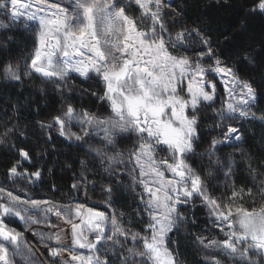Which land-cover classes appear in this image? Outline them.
Wrapping results in <instances>:
<instances>
[{"label": "snow or ice", "instance_id": "obj_1", "mask_svg": "<svg viewBox=\"0 0 264 264\" xmlns=\"http://www.w3.org/2000/svg\"><path fill=\"white\" fill-rule=\"evenodd\" d=\"M132 6L138 15L129 14ZM186 7L177 0H0V53L7 54L0 58V79L36 77L42 97L51 87L60 98L43 118L21 123L17 115L0 123V144L18 156L8 179L34 184L42 177L40 168H23L32 153L15 143L28 141L30 131L45 143L54 133L62 139L38 156L83 153L72 189L87 194L89 185L95 187L85 175L93 169L107 179L100 186L103 203L95 207L0 187V264H184L178 248L170 247L171 234L196 225L195 216L181 209L194 210L197 201L211 230L222 234L191 233L193 246L205 253L203 264H264V160L243 147L241 131L248 123L264 126V89L258 86L264 85V56L251 43L223 51L209 22L189 20ZM241 7L246 18L264 17V0ZM244 30L242 20L237 31ZM17 33L34 35L22 62L10 54ZM224 43L231 45L232 37ZM75 79L96 83L78 88ZM77 92L106 105L108 114L78 107L72 102ZM12 107L26 110L21 103ZM40 111L38 104L32 109L37 116ZM240 165L250 187L236 183ZM220 177L223 184L213 185ZM220 187L225 193L214 195ZM123 193L132 198L129 212L113 207ZM245 198L262 202L249 208ZM9 218L34 226L48 256L9 227Z\"/></svg>", "mask_w": 264, "mask_h": 264}, {"label": "trees", "instance_id": "obj_2", "mask_svg": "<svg viewBox=\"0 0 264 264\" xmlns=\"http://www.w3.org/2000/svg\"><path fill=\"white\" fill-rule=\"evenodd\" d=\"M178 3L186 4V16L189 20L196 17H201L209 22L213 34L217 37L221 43V49L225 52L241 43H251L252 47L257 50V53L264 56V17H245L241 5L248 6V0H227L225 4L224 0H220V3H216L215 0H177ZM129 13L131 15H138V9L132 6ZM244 21L246 30L237 31L240 22ZM225 37H232V44L228 45L224 43ZM16 43L12 45L11 55L15 58L23 60V57L32 52L34 47L33 35L29 33H17L15 35ZM5 53H0V58H3ZM255 79L259 82L260 72L259 69L254 74ZM78 88H89L90 85H94L96 81L84 82L81 79H76L74 82ZM41 81L34 77L33 80H25L23 83L6 82L0 79V123L6 122L10 117L20 116L21 123L29 120L40 119L51 113L60 103L58 94L54 93L51 87L47 88L44 96L40 93ZM261 89H264V85L258 84ZM94 90V89H93ZM34 101V104H29L27 101ZM72 102L78 107H85L91 111L97 108H103V104L97 101L91 96H80L74 94L72 96ZM21 103L26 105V110L16 113L13 110V105ZM40 105V115H34L32 109L35 105ZM47 105V106H45ZM261 108H264V95H261L260 104ZM108 111L107 106L104 107ZM259 114V113H258ZM210 121H204L209 123ZM2 131V128H0ZM245 136V143L243 147L251 152V154L257 158V160H264V143H261V137L264 136V126L258 124L248 123L241 129ZM215 134V133H213ZM17 147H24L32 153V163L25 162L23 168H27L29 171H35L37 168L42 170V177L34 184L17 180L16 185H24L26 189L36 196L50 197L59 200H80L84 203H88L89 199L82 192H77L72 189L71 185L77 183L80 180V164L79 160L84 158L83 153L79 156L75 151L68 152L67 149L62 152L48 151L43 155H36L41 152L42 149H51L55 144L57 147L61 146L62 139L53 134L52 141L45 143L43 138L37 139L36 136L29 133V140H16ZM232 149L223 148L222 152H230ZM18 156L13 151L9 150L7 145L0 144V183L6 185H12L6 171L10 166V163L17 159ZM195 166L199 161L194 159L191 161ZM70 166V167H69ZM89 182L95 181L97 190L94 191L91 185L87 188V193L91 194V200L103 202L104 196L101 193V185L107 183V179L103 177L102 172L99 169H93L92 174L85 173ZM223 177H220L219 181H213V185L216 183L223 184ZM127 182V181H125ZM236 183L238 186L250 187V179L247 173L244 171L243 165H240L237 170ZM18 184V185H19ZM225 193L223 187L216 188L214 195H220ZM90 198V197H89ZM132 198L130 195L123 193L119 196L117 203L113 207L122 211L129 212L131 209L128 207L131 204ZM260 201L257 198L256 205H253L251 201L245 198L244 206L253 207L259 206ZM197 207L193 210L191 207L181 211L186 212L189 217L195 216L196 225L191 226L186 232L171 234L170 247L178 248L180 259L184 264H203L204 253L199 251L193 246V239L191 233L203 234L205 236H215V231H212L208 225V217L206 215V209L199 206L197 201ZM135 205H133L134 207ZM133 227H139L133 225ZM205 227H209V231H202Z\"/></svg>", "mask_w": 264, "mask_h": 264}, {"label": "rangeland", "instance_id": "obj_3", "mask_svg": "<svg viewBox=\"0 0 264 264\" xmlns=\"http://www.w3.org/2000/svg\"><path fill=\"white\" fill-rule=\"evenodd\" d=\"M51 2H55V0H51ZM29 34L33 35L32 33H29ZM33 38H34V35H33ZM75 80H74V82H75ZM93 84H95V83H93ZM104 107H106V105H103V108H97V109L94 108V110H92V111L98 112V113H102V114H108L109 109H108V111H106V109ZM159 155L160 156H165L166 153L160 152ZM18 184L16 185V183H13L12 185H6L4 183H0V187H4L7 190H12V191H14L15 194L24 195V196H30V197L35 198V199H49V200L55 201V202H57L59 204H65V205L70 204V203H83V204H86V205H88L90 207H95L97 205H102V203H103V202L91 200V194H88V193L85 194L84 190H81L80 192H82L83 195H86L88 197V199H89L88 203H84V202H82L80 200H59V199H53V198H50V197L36 196V195H33L31 192H29L24 185H20V184L18 185ZM21 190H23V191H21ZM93 190L96 191L97 188L93 187ZM238 203H241V202H238ZM99 210L100 211H105L106 209L103 206H100ZM5 223L8 224L9 227L15 228L17 231H20V232L24 233V239L29 244L37 246L39 248V252L43 253L44 257L48 256L47 250L45 248H43L42 246L38 245V243H37L39 237L33 235V231L31 229L34 226L25 224L24 222L20 221L18 218L6 219ZM53 223H59L61 227L70 228V226L64 225L63 222L57 221L55 218H53ZM214 234H215V237L222 236L221 233L216 232V231H215Z\"/></svg>", "mask_w": 264, "mask_h": 264}]
</instances>
